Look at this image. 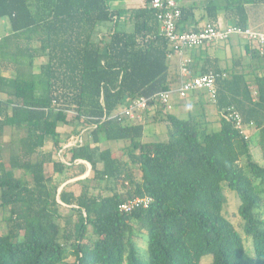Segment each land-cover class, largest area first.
Returning a JSON list of instances; mask_svg holds the SVG:
<instances>
[{
    "label": "trees",
    "instance_id": "16d2710c",
    "mask_svg": "<svg viewBox=\"0 0 264 264\" xmlns=\"http://www.w3.org/2000/svg\"><path fill=\"white\" fill-rule=\"evenodd\" d=\"M150 2L112 9L109 0H0V18L8 17L16 37L26 38L27 57L14 81L7 79L20 104L11 114L1 113L0 130L8 123L26 126L22 153L12 156L11 166L30 176L16 177L0 162V207L10 210L7 231L0 234V264H201L205 255L213 257L208 264H264V165L253 158V137L245 140L224 118L219 130H210L201 118L167 113L168 139L145 142L144 123L115 115L132 98L169 89L168 44ZM128 21L132 31L120 26ZM109 22L113 32L99 38V26ZM34 38L40 44L32 48ZM38 55L47 61L36 75ZM234 80H217L218 101L255 123L264 157V78L257 81L255 100L248 88L245 96L228 95ZM239 87L237 82L236 92ZM72 111L74 119L91 126L93 143L69 147L62 155L71 164L90 162L92 178L106 182L110 194H91L88 185L79 194L63 190L61 201L74 204L78 218L61 224L57 189L53 196L44 162L34 163L31 156L48 137L59 145L58 126L70 122ZM101 136L128 140V160L101 150ZM54 165L60 173L67 167L60 160ZM225 187L240 200L238 215L252 254L224 214ZM135 196L152 202L121 212V203ZM135 226L146 232L144 252Z\"/></svg>",
    "mask_w": 264,
    "mask_h": 264
},
{
    "label": "crops",
    "instance_id": "0c3cea01",
    "mask_svg": "<svg viewBox=\"0 0 264 264\" xmlns=\"http://www.w3.org/2000/svg\"><path fill=\"white\" fill-rule=\"evenodd\" d=\"M177 2L183 11L180 21V27L183 30L197 31L207 23H214L222 27L240 25L264 32V0H177ZM109 3L112 9L120 7L128 8L142 5L143 0H109ZM6 18L8 19L9 33L5 35L0 34V121L2 118L1 113L8 112V114H11L14 107L20 104V101L16 98L17 90L10 85L11 83H8L9 81L7 79H11L13 82L16 71L23 69L24 62L15 61L12 59V56L20 53L23 54V46L26 45V38L16 37L13 33L10 19L8 17ZM105 24L103 23L100 25L99 30L103 28ZM126 30L132 31L131 29ZM39 44L38 39L36 40L34 38L29 45L35 48L38 47ZM187 56L191 57L193 60L191 65L193 74L198 75L209 70H216L217 72L226 73L229 78L235 76L234 82L230 83V87L234 89V92L228 91V95L236 96L237 94H243L245 96L248 94L249 89L253 100H255L258 94L257 81H261L262 78H264V59L250 46L244 36L233 34L226 41L211 43L205 47L190 50L187 52ZM46 61V55H38L35 57L33 59V73L39 75L41 66L45 64ZM180 61L181 57L177 54L167 57L168 84L169 89L172 91V108L168 110L162 106L154 105L145 112V120L142 122L144 123V135L142 139L145 142L165 141L168 139V137H164L163 140L157 139L159 138L158 135L161 134L162 124L164 125L165 132H167L166 134L169 136V125L166 121L167 113H171L183 119L190 116L201 118L207 122L210 130H219L221 128L223 110L227 107L223 99H220L217 103H213L210 101L207 92L203 90L191 92L188 97L184 99L179 97L177 89L181 80ZM235 81L240 84L239 92H236L237 82ZM119 110L117 112H119ZM149 115H152V117L150 118ZM147 117L148 119L146 120ZM60 125L61 124L58 126L57 132ZM64 125H69V123ZM88 127L92 129L90 125H88ZM26 132V126H16L10 123L4 124L3 128L0 130V162H3L7 171L9 170L8 168H12V156L22 153L21 146ZM252 133L253 139L258 140L259 143L260 130L255 128ZM166 134L164 136H166ZM90 137L91 139L86 142L93 143L92 135H90ZM104 141H123L127 143L123 147L125 148L129 145L128 140H108L105 136H101L97 145L101 150L109 149L114 156L125 161L128 160V158L123 157L124 151H122L121 156L111 147L103 148L102 144ZM7 145H9L10 149L8 150L10 151L8 160L5 153L7 151L5 150V146ZM55 147L52 137H48L45 144L31 156V160L34 163L44 162V173L49 178L47 181L48 188L54 196L55 190L58 187V195L56 196V198L58 197V202L72 209L75 205L63 203L59 194L63 190L74 192V190L67 189L68 184L87 180L91 176V173H93L92 165L86 160L77 159L73 164L76 162L82 163L83 166L80 172L77 171L78 173L74 176L68 177L63 183L56 186L55 174H63L70 167H66L62 173L55 171L54 164L57 162V160L54 159ZM13 149L14 151H12ZM65 159L68 160L67 157H65ZM7 162H9V167L7 166ZM98 166L100 168L103 167L102 163H99ZM21 170L24 171V175L27 174L24 169ZM74 193L77 194L76 192Z\"/></svg>",
    "mask_w": 264,
    "mask_h": 264
},
{
    "label": "built area",
    "instance_id": "2783aa9c",
    "mask_svg": "<svg viewBox=\"0 0 264 264\" xmlns=\"http://www.w3.org/2000/svg\"><path fill=\"white\" fill-rule=\"evenodd\" d=\"M150 6L156 11L155 16L159 24L160 34L167 40L168 57H171L173 54L181 57V80L177 89L180 98L184 99L191 92L203 90L207 92L211 102L217 103V80L227 77L226 73L217 72L216 70H209L198 75L193 74L191 68L193 60L187 56V52L190 50L205 47L211 43L223 42L228 40L233 34H239L244 36L250 46L256 49L264 59L263 31L240 25L222 27L214 23H207L197 31L183 30L180 27L182 8L177 0H151ZM99 34V38L109 36L107 32H100ZM171 96V89L161 91L152 97L137 96L121 107L115 115L120 120L127 121L128 123L143 122L144 114L151 106L158 105L168 110L171 109ZM223 118L232 122L234 128L245 140H251L255 123L253 121L246 122L241 112L235 106H227L223 110ZM73 145H76V143ZM62 151L63 148L60 149V153ZM151 202L152 199L149 196H135L122 202L120 211L129 213L138 208H148Z\"/></svg>",
    "mask_w": 264,
    "mask_h": 264
},
{
    "label": "rangeland",
    "instance_id": "374dc122",
    "mask_svg": "<svg viewBox=\"0 0 264 264\" xmlns=\"http://www.w3.org/2000/svg\"><path fill=\"white\" fill-rule=\"evenodd\" d=\"M7 18L6 17H2L0 18V34L5 35L7 33H9V24L7 22ZM121 27H124L125 29H131L133 30V23L131 21L128 22H122L120 24ZM113 27V23L109 22L106 23L104 25L103 28H100V31L103 32H108L109 30H111V28ZM26 48V47H24ZM23 51V50H22ZM25 51V49H24ZM12 59H14L15 61H27V57L25 56V54H17L15 56H12ZM75 112L72 111L69 113V125H64L61 124L58 130V136L60 138V143L59 145H57L55 147V160L57 161H62L66 164L68 168L63 174H55V181H56V186H58L59 184L63 183L68 177H72L74 176L76 173L80 172V169L82 168V163L80 162H76V163H72L69 164L68 160L65 159V157L62 155L63 153H60L59 149L66 150L69 147H73L76 145H82L83 143H85L86 141H88L89 139H91L90 135H91V129L90 127H88V125H84V123L80 120L74 119L75 118ZM145 115V114H144ZM149 117L151 118L152 115H149ZM148 119V117L146 118V120ZM145 120V117H144ZM152 120V119H150ZM135 123H142V122H135ZM161 134L158 135L159 138H157L158 140H163L164 137H168V134H166L167 132H165L164 129V125H161ZM213 129V128H211ZM166 134V136H164ZM81 141H83V143H81ZM76 145H73L75 144ZM127 143L121 141V142H106L104 141L102 144V147H111L113 148V150L118 153L119 155L122 156V151H124V146ZM5 150H7L6 153V157L7 160L9 159V155H10V150L9 149V145L5 146ZM14 151V149L12 150ZM251 152L253 155V158L256 162H258L260 165H264V157H263V152L262 149L258 143V140H254L251 146ZM4 153V152H3ZM124 158H127L124 154H123ZM9 162H7V166ZM242 164H245V161L243 160L241 162ZM11 172V174H13L14 176L18 177V176H22L24 175V171L21 169H13V168H8ZM135 172L137 175H140V172L138 171V169L135 167ZM78 171V172H77ZM93 173H91V176L87 179V180H82L81 182H77V183H70L67 186V189L69 190H74V192H76L77 194L80 192V190L82 189L83 185H88L90 186V193L94 194V195H108L110 194V192L105 188L106 187V182H97L95 179L92 178ZM24 177L26 179L30 178V176H28L27 174L24 175ZM84 178V177H82ZM81 178V179H82ZM256 183L259 185V181L256 180ZM260 186V185H259ZM58 189V187H57ZM70 192V191H69ZM225 194L227 196V202L224 206V214L225 216L235 225V227L237 228V230L242 234L243 238H244V242H245V246L246 249L249 253H253V247H252V241L249 237H247L243 231V222L241 217L238 215V206L240 203V200L238 198V196L236 195V193L229 189L228 187H225ZM58 195V194H57ZM264 196V194H263ZM58 199V197H57ZM262 213L264 214V205L262 206ZM10 215V210L9 208H2L0 207V234H4L7 231V221L6 219L9 217ZM78 218V215L75 214L73 212V210L63 204H59L57 206V215H56V220L61 223V224H65L66 221H71L75 222ZM71 219V220H70ZM135 230L138 236V246L140 247L141 251L144 252L145 251V247H146V232L144 230H141L139 228V226H135ZM88 237L93 238L92 236V232L91 229H89V232L87 234ZM212 255H205L202 258L201 264H208L212 261ZM74 261V257H70L68 259V262H73Z\"/></svg>",
    "mask_w": 264,
    "mask_h": 264
}]
</instances>
